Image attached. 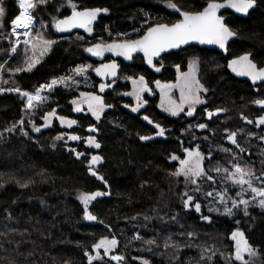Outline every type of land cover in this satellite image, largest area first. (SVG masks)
<instances>
[{
	"label": "trees",
	"instance_id": "obj_1",
	"mask_svg": "<svg viewBox=\"0 0 264 264\" xmlns=\"http://www.w3.org/2000/svg\"><path fill=\"white\" fill-rule=\"evenodd\" d=\"M74 2L79 9L99 7L107 8L109 12L102 17L91 36L77 33L63 37L54 31L58 40L46 59L31 73L15 76V82L21 88L38 89L41 84L49 83L52 79L70 76L74 68L88 61L95 63L85 54L84 49L90 46L88 39L118 41L121 33L129 34L140 29L141 32L136 35L139 38L148 26H145L147 16L155 20L152 25L157 22L171 24L179 18L178 13L170 12L164 7L166 0ZM177 2L185 8L199 9L206 0ZM65 3L66 0H51L46 7L40 6L35 15L37 19L41 17L48 22L52 28L53 17L60 19L71 13L69 8L60 7ZM4 5L7 13L5 24L10 29L11 21L19 14V8L14 0H4ZM224 15L228 18L230 27L239 32L238 39L228 47L227 55L194 46L184 48L165 56L163 62L166 67L161 76L147 67L143 58L138 57L132 65L121 62L118 76L109 82L120 76L137 78L140 75L146 77L150 85L156 80L171 82L176 77L172 68L179 65L186 70L188 63L197 59L201 83L209 89L210 111L226 108L232 116L230 125L238 124L241 114L249 115L254 94L264 95V88L235 78L226 65L229 60L251 52L255 62L264 66V0H257L255 10L247 18H239L229 12ZM108 31L112 34L109 38ZM79 36L84 39L78 40ZM7 58V53L1 55L0 62L3 63ZM93 79L95 87L99 88L100 79L95 71ZM108 84H113V88L106 94V104L112 107L106 108L99 121L88 110L78 116L72 113V101H80L81 92H96L97 89L57 87L51 92V100L42 105L39 117L57 108L59 115L76 119L77 127L65 130L56 120L54 127L44 130L40 135L24 136L20 130L14 133L5 131V137L0 140V185H3L0 187V232L4 233L0 236V264H87L84 252L89 251L95 255L92 245L100 239L119 238L122 247L125 236L132 241L131 235L139 232L142 236L157 237L163 243L166 231L178 224L176 219L185 224L187 232L194 231L198 234L192 241L193 244L211 246L215 242V245L217 243L223 248L225 254L230 255L234 254L235 248L227 237L234 228H241L249 243L261 253L255 258L254 264H264V211L253 208L249 210L250 215L247 217L239 213L233 219L220 218L212 224L199 223L194 214L187 213L183 208L180 199L185 191L183 177L170 175L178 167L170 160V156L180 152L179 139L183 138L179 128L181 120L162 112L157 98L147 97V107L133 112L135 101L128 95H122L132 92L131 85L118 84L115 87L114 82ZM257 88L258 92L255 90ZM24 105L17 94H0V131L12 127L22 118ZM144 116L165 126L169 130L167 138L149 142L141 140V135L156 134L153 125L148 124L143 119ZM253 117L248 119L254 120ZM215 122L217 121L212 120L207 123L209 125ZM245 125L250 127L246 122ZM90 126H95L98 131L89 132ZM171 128L175 130L170 132ZM64 132L76 134L81 139L74 143L57 141L55 137ZM89 136H93L101 144L99 149L87 143ZM77 152L84 155L77 158ZM91 154L102 157L103 164L98 167L97 172L111 188L110 197L97 198L89 205V210L99 221H103L100 224H92L83 218L84 205L78 198L81 193L106 192L105 186L89 172ZM17 181L31 183L27 188H21ZM9 214L11 219L8 218ZM145 215L155 219L146 221ZM173 216H176L175 220L172 219ZM237 219L240 220L239 225L235 223ZM118 252L123 253V249ZM134 255L138 256L139 253ZM134 255L129 253L127 264H139L132 259ZM198 256L197 247L183 249L180 253L183 264H189L190 260L194 261L191 264H208L198 263ZM151 258L154 264H177L173 256L159 255ZM109 262L104 256L93 264ZM212 264L228 262L216 257Z\"/></svg>",
	"mask_w": 264,
	"mask_h": 264
},
{
	"label": "snow or ice",
	"instance_id": "obj_2",
	"mask_svg": "<svg viewBox=\"0 0 264 264\" xmlns=\"http://www.w3.org/2000/svg\"><path fill=\"white\" fill-rule=\"evenodd\" d=\"M51 0H17L19 14L11 21V32L10 36L15 37V40H9L10 47L2 51L6 52L9 57L16 55L18 49L20 48L21 35L27 37L23 40L24 44V55L22 60L17 63L14 67H9L7 71L10 75L16 76L21 73H31L36 69L37 65L41 64L43 58L51 52L53 46L57 43L56 40L46 38L41 32H36L35 37H33V29L36 22V17L33 13L40 6H47ZM257 6V0H206V3L202 5L199 9L185 8L177 2V0H166V7L171 9L173 12L178 13V19L169 23H155L154 25L145 21L148 24L146 30L137 39H124L122 41L113 40L111 43L100 42L94 43L92 46L86 47L84 50L91 54L93 57H98L103 59L104 53L109 52L117 57H123L124 60H132L135 53H143V58L146 60L147 64L153 68L155 71L159 72L162 67H157L153 61L159 58L162 53L168 52L173 49H181L182 46L190 45L193 43L200 45H216L218 48L223 49L225 52L228 51L227 44L228 41L234 37L239 36V32L230 27L222 9H232L236 13H241L248 15L251 9ZM60 7H66L71 10V14H65L63 19H57L53 17V27L58 33L71 32L72 29H83L89 35L93 33V24L96 22L97 18L101 13L107 14L109 9L107 8H83L79 9V6L74 0H66L65 4L60 5ZM6 15V8L4 5V0H0V28L4 27L3 20ZM41 27H46L41 25ZM143 27V25H142ZM138 31V30H137ZM111 35V33H109ZM122 36H127L126 33H121ZM7 38V37H6ZM78 40H83L84 37H77ZM199 61L194 59L189 64L188 72H181L180 66L176 65L177 77L175 83H165L162 84L159 80L155 81L156 87L160 89V107L167 112L170 116L179 117L181 113H184L187 117H194L197 113V106L201 104H206L207 101L203 98L202 94H207L209 89L205 87L201 80L197 76V65ZM118 64L116 62L112 63H102L99 67H95L94 71L97 76L102 78L117 76ZM219 67V66H218ZM226 67L231 69L233 73L237 76L248 77L253 85L257 82H264V66H258L255 62V57L251 52L244 55H239L234 59H231ZM93 65H80L73 69L72 76H63L52 79L50 83L41 84L35 93H29L27 91H22L20 87L13 88H0V94L4 92H15L20 95L22 99H25V105L23 111L26 113H33L35 108L43 101L47 100V97L42 96L41 93L48 91L49 93L55 91L56 86L64 85L69 87V82L73 84H78L79 81L75 80V76H84L85 80L88 79L85 73L88 69H92ZM5 71L3 65H0V74ZM131 79L133 85V91L131 93L125 92L123 95H130L137 101V106L132 108L133 112H138L139 109L146 103L144 99V93L151 92L152 89L149 88L148 82L145 77L141 75L139 79ZM3 80V76L0 75V81ZM7 83V81H3ZM107 87H111L110 84L100 83L99 91L104 92ZM261 88H264V83L260 84ZM179 90V99L173 98V92ZM80 96L82 99L80 101L73 100L72 104L75 105L74 111L82 112V105L86 104L88 112L95 117L96 121H99L104 114L106 108L112 107L105 103L104 98L100 95L93 94L91 92H81ZM256 105L260 108H264V99H257L254 101ZM128 107V105H125ZM187 109V110H186ZM207 113L209 120L212 119L214 115L218 116L222 112H227L226 108H217L215 112L209 111L207 108L202 110ZM55 117L59 120L61 126L67 125L71 127L76 124L77 121L74 119H67L64 116H57L56 111L53 109L48 111L43 117L44 124L38 126L34 121H29L32 129L36 133H40L42 127L47 128L52 123V118ZM247 124L255 123L256 127L264 125V115L259 116L254 122L247 117H242ZM143 119L148 122V124L153 125L156 131V135L159 137H165L166 132L169 130L162 126L160 123L155 122L148 116H144ZM24 120L21 119L19 122L21 132L24 136H28L26 131H23ZM189 127H193L190 125ZM195 128L200 130H205L209 127L206 123H197ZM17 129L16 125L5 129L9 133H14ZM89 132H96L98 129L95 126H90L88 128ZM228 141L235 145L239 149L240 153L246 151L244 148L240 147L237 141V132L229 131L225 129ZM253 135L254 134H251ZM3 138V133H0V139ZM64 137L62 135H57L55 139L57 141L62 140ZM153 136L141 135V140H151ZM193 139L195 135L193 134ZM69 139L73 141L80 140L81 137L77 135H71ZM207 139V137H205ZM259 139L264 141V136H260ZM87 143L95 148L99 149L101 144L93 137H87ZM183 144V141H181ZM75 151V149H70ZM224 152H231V149L224 148ZM185 157L173 154L170 156L171 161H178L179 167L175 171L170 173L173 177H183L185 184V191L180 196V199L185 210H191L194 208L195 212L199 214V218L208 223H212V217L202 212V204L200 202L199 196L197 194L203 193V198L208 200V213H217L229 218L235 217L237 212L242 211L245 217L249 216L250 213L248 209L250 207H259L264 211V170L261 171L260 175H257L252 167L240 163H233L231 168L222 167L216 165L213 168L206 170L204 161L205 155L200 150L199 145L195 149L185 148ZM77 158L84 155V153L77 152ZM208 159L211 161L212 153L209 151ZM235 159V157H234ZM102 162V157L99 155H94L89 163V171L91 175L97 176L98 179L104 180L103 176H98L97 172L93 169V165H97ZM175 167V165H174ZM220 174L223 172L222 180L231 183V186L238 188L239 191L236 192V196L239 199H232L229 195V189L227 187H221L217 189L215 187L216 180L211 174L212 172ZM206 181H211L212 190H206L203 187V183ZM259 182L261 186H256V182ZM21 188H27L29 186L28 182H19ZM107 186V182L105 181ZM143 187V185H141ZM3 187V185H0ZM250 193L251 199H245V194ZM111 195L110 192L95 191L91 193H81L79 195L80 202L84 205V216L83 218L87 221H97L98 217L89 211V205L92 201H95L98 197H104ZM230 202V206H229ZM213 204L219 205L218 207L213 206ZM242 206V207H241ZM11 219V214L8 216ZM163 220V217H159ZM136 219V217H132ZM146 221L155 219V217L144 216ZM173 220L176 216L172 217ZM103 223V221H99ZM237 225L240 224V220H235ZM183 227V225H181ZM4 233L0 232V236ZM23 235V233H21ZM180 235H187L188 242L184 243L183 246L178 242L172 240L171 235L164 238V248L167 250L173 248L175 251L173 253L174 259L177 264H183L181 261L180 253H182L184 248H200V261L208 262L212 264L214 257L217 255L216 249H208L200 245H195L192 241L196 238V233L194 231H189L187 233H180ZM136 240H144L143 236L139 233L135 236ZM230 239L234 241L235 251L231 256H225L228 264H254L255 258L261 255L259 249L255 248L249 243L246 238L245 233L239 228L231 232ZM150 246L159 247L156 239H150L144 241ZM119 241L113 237L109 239L104 237L98 242L92 245V252L85 251L84 255L87 257V264H93L95 260H102L100 250L103 249L104 255L108 256L111 261L117 262V264H122L125 257L122 255H113L115 249L117 248ZM148 251H152L149 247ZM246 257H248L246 259ZM135 259V257H134ZM14 264V262H12ZM141 264H151L148 259H141ZM191 264V262H189Z\"/></svg>",
	"mask_w": 264,
	"mask_h": 264
},
{
	"label": "rangeland",
	"instance_id": "obj_3",
	"mask_svg": "<svg viewBox=\"0 0 264 264\" xmlns=\"http://www.w3.org/2000/svg\"><path fill=\"white\" fill-rule=\"evenodd\" d=\"M14 1L17 3V0H14ZM17 5H18V3H17ZM164 7H166V3L164 4ZM38 9L39 8H37L36 11L33 13V15L36 17V22H35L34 29H33V37H35L36 32H41L48 39L58 40V38H56V35L53 33L54 31L56 32L55 28L54 27L51 28L49 23L46 22L45 20L41 19V17L38 18L39 20L37 19V16L35 14H36V12H38ZM167 9L170 12H173L171 9H169V8H167ZM5 20H6V15H5L4 20H3L4 27L0 28V56L3 55V54H6V52H4L2 50L8 49L10 47L9 40H12V41L15 40V37H12V36L9 35L10 32H11V26H10V29L7 28L6 24H5ZM147 21H148V23L151 24L155 20L153 18H150V16H147ZM42 24L45 25L46 27L42 28L41 27ZM147 25L148 24H145V26H147ZM140 32H141V30L138 29V31L137 30L133 31V32L127 34V36H122L121 35L120 36L121 38L118 40V42L122 41L124 39H129V38L136 39V38H138V36H136V35L138 33H140ZM109 33L110 32L108 31L107 32V38L112 36V34L109 35ZM56 34L59 35L58 32H56ZM26 38L27 37L21 35V37H20L21 44H20V48L18 49V52H17L16 55L12 56L11 58L8 55V58L3 63L0 62V65H3L4 68H5V71L2 74H0V75L3 76V80L0 81V88L7 89V88H13V87H17V86L20 87L15 82V76L10 75L9 72L7 71V69L10 66L14 67L17 63H19L22 60L23 55H24V47H25L24 44H23V40H25ZM100 42H102V39H100V38H98V39H95V38L88 39V43H90V46H92L94 43H100ZM103 42H107V41H103ZM107 43H111V42H107ZM48 54L43 58V61L46 59ZM192 61L193 60H191L188 63L187 69L185 71L182 70L181 68H180V71L181 72H188L189 71V64ZM88 64H92L93 68L92 69H88V71L85 73V76L88 77L87 80H85L84 76H75V80L79 81L78 84H73V83L69 82V87H65L64 85H58V86H56V88L57 87H63V88H67V89L75 88L76 90L79 89V88L95 89V90L97 89L98 90V86L95 87V82H94V79H93V73H94V68L97 67V64H101V63H97V62L94 63V62H89L88 61V62H86V63H84L82 65L86 66ZM72 75H73V72L71 73L70 76H72ZM177 75H178V73H177ZM197 76L200 79V77H199L200 76L199 63L197 65ZM139 77L132 78V79H137L138 80ZM3 81H7V83H4ZM113 82H114L115 87L118 84H127L128 83V84L131 85V88H132V91H133V85H132L131 79H128V77H126V76H124V77L120 76L119 78H117L115 80H112L109 83H113ZM160 82L162 84H165V82H163V81H160ZM175 82H176V80L174 82H172V83H175ZM148 86H149L150 89H152V91L144 93V99L146 100V103L139 109V111L144 110L147 107L148 101H147L146 97H151V98H154V99L157 98L159 100V107H160V103H161V100H160V89H158L156 87V84H153L151 86L148 85ZM21 90L22 91H27L29 93H35L37 89H35V90H26V89L21 88ZM97 90H96V92H97ZM255 90H257V92H258L259 89L257 88ZM4 93H9V92H4ZM11 93L17 94L20 97V95L18 93H15V92H11ZM41 95L47 97V100H46L47 103L51 100V93H49L48 91L42 92ZM122 95H123V93H122ZM202 95H203V98L207 101V103L197 106V113L195 114L194 117H187V116H185L184 113H181V115L179 117H173V116H170L167 112H165L161 107H160V109L167 116H169V117H171L173 119L174 118L177 119V120L184 119L185 121H187V123H189V122L192 123L193 122L192 124H188L187 125V127L185 128L186 130L182 131L183 137H187V140L189 141V145L193 147L192 149H195V147L197 145H199L200 150H202V152L205 155L204 165H205L206 170L209 169V168H213L217 164L222 166V167L231 168L233 163H240L242 166L247 165V166L252 167L253 170L256 172V174L260 175L261 171L264 170V142L263 141H259L258 138L260 136L257 137L254 134V131L252 130L254 126H250V127L246 126L245 125V120L242 117H247V118L251 117L252 118V116H254L253 117V119H254L255 116H259V115L264 114V108H260L258 105H256L254 103V101L257 100V99H264V95H259V96L253 97L251 99V104L249 106V112H250L249 115L241 114L240 118L238 117V119L240 121V122H237L238 124L233 125V126L230 125V121H232V118H231L232 116H230V112L229 111L222 112L218 116L214 115L211 120L208 119L207 114H206L205 118L207 119V121H212V120L215 121L216 120L217 122H215L213 124H209V127L207 129H205V130H200L198 128H195L194 126L197 123H202L201 114L206 113V112H203L202 110L205 109L204 107H207V109L210 111V109L208 107L209 103H210V98L208 96V92H207L206 95L205 94H202ZM128 97H131V99H133L135 101V105L137 106V101L135 100V98L133 96H129V95H128ZM173 98L177 99V100L179 99V90H176V91L173 92ZM22 100L25 103V99H22ZM44 103H45V101L41 102L39 104V106H37L35 108V111L33 113L29 114V113H26L25 111L22 112V118L21 119H23L24 122H25L24 125H23V131H26L28 133V136L29 135H34V134L35 135H40L44 130L54 127V124H55L56 120L59 122L58 119L53 117L51 125L49 127H47V128L42 127V130H41L40 133H36L32 129L31 124L29 123L30 120L34 121L38 126H42L44 124L43 117L47 114V112L44 114V116L39 117L40 109H41V107H42V105ZM74 107H75V105H74ZM54 110L56 111L57 116H61V115H59V110L57 108L54 109ZM200 112H201V114L199 115V118H198L197 115ZM213 112H215V110H213ZM66 118L70 119V120L74 119L72 117H66ZM20 120L17 123L13 124V125L17 126L16 131L17 130L21 131L20 125H19ZM74 120H76V119H74ZM190 125H192L193 127H189ZM59 126L62 129L70 130V129H73L74 127L78 126V121H77L76 124L72 125L71 127H68L67 125L61 126L60 122H59ZM225 129L238 133L237 141H238L240 147L244 148L246 151H244L243 153H240V151L238 149H236V148H234L233 146L230 145V142L227 139V134L225 132ZM156 131H158V130L156 129ZM0 133H3V138H4L5 137V130L0 131ZM250 133L254 134V136L250 135ZM193 134L196 137L195 139L192 138ZM60 135H62L64 137L60 141H65L67 143L68 142L74 143V142L80 141V140L73 141V140L69 139V137L71 135H76V134H72L71 132H64V133H61ZM153 137L154 138L151 139V140H143V141L144 142H149V141H153V140H156V139H166L167 138V134H165V137H159L156 134ZM205 137H207V139H205ZM2 139H0V140H2ZM224 148L231 149L232 151L226 153V152H224L222 150ZM209 151H211V153H212L211 161L208 159ZM93 155H96V154H91L90 155V159L92 158ZM234 157H235V159H234ZM211 174L215 177V180H216L215 187L217 189H219L221 187H227L229 189L228 195L232 199H239V197L236 196V192H238L239 189L232 187L230 182L222 180L223 172H221L220 174H217V173H215L213 171ZM211 184H212L211 181L204 182L203 183L204 189L212 190V187H210ZM256 186H261L258 181L256 182ZM197 195L199 196V199L205 204V207H206V210H207L209 201L205 200L203 198V193L202 192L197 194ZM244 198L245 199H251V194L250 193L245 194ZM213 206L218 207L219 205L213 204ZM229 206H230V202H229ZM253 208L260 209L259 207H250L248 209V211L250 209H253ZM239 213H243V212L242 211L237 212V214H239ZM207 215H210L212 217V222H214L216 219H220V218H223V219H233L234 218V217L229 218V217H226V216H223V215H219L217 213H208V211H207ZM176 221H177L178 224L173 225V227L169 228L166 231L167 232V236L171 235L172 240L174 242H178L179 244H181V246H183L184 243L188 242V237H187V235H183L182 236V235H180V233H187L186 226L179 219H176ZM202 224H206V222L203 221ZM181 225H183V227H181ZM139 234L142 236V233H139ZM135 236H136V234L133 235V236L131 235V240L132 241H130L129 238L127 236H125V241L122 242V244H123L122 247H121V242H120V240L118 238L119 244H118L117 248L115 249V251L113 253H111L113 255L118 254V255L124 256L125 259L122 262V264H127L128 263V261H129V259H128L129 253L132 254V255H134L135 253H139L138 256L134 255L132 257V259L135 260L136 262H138L139 264H141V259L142 258L143 259H148V260L151 261V264H154L153 261H152L151 256L152 257L159 256V255L160 256H169V257L173 256V253H174L175 250L173 248H169V249L166 250L164 248V246H163L164 245V241H163V243L159 242V238L158 239H157V237H152L151 238V236L146 237L144 235L143 236L144 240L142 241V240H136ZM196 236H198V234ZM153 238L156 239L157 243L159 244V247L150 246V245H148V244H146L144 242L146 240H150V239H153ZM109 239H111V238H109ZM227 239H229V235H228ZM217 246H218L217 243L215 245V242H212L211 246L205 245L203 247H207L208 249H216V250H218L217 251V255L214 257V259L216 257H221L224 261H226L225 256H231V255L230 254H225V252L223 251V248L221 246H218V247ZM149 247L152 248V251H148L147 250ZM121 249H123V253L118 252ZM184 249H189V248H184ZM198 249H199V256H198L199 260H198V263H201V262L205 263V261H200V248H198ZM100 252H101V256L102 257L105 256L106 258L109 259L108 256L103 255L104 254L103 249H101ZM102 252H103V254H102ZM134 257H135V259H134ZM110 262H111V260H110ZM190 262L194 263V261H192V260H190ZM113 264H117V262L113 261Z\"/></svg>",
	"mask_w": 264,
	"mask_h": 264
},
{
	"label": "water",
	"instance_id": "obj_4",
	"mask_svg": "<svg viewBox=\"0 0 264 264\" xmlns=\"http://www.w3.org/2000/svg\"><path fill=\"white\" fill-rule=\"evenodd\" d=\"M256 8V7H255ZM255 8L254 9H251L250 11H249V14L253 11V10H255ZM80 10H82V9H80ZM224 14L225 13H227V12H229V13H231V14H234V15H236V16H238L239 18H247L248 16H249V14L248 15H244V14H241V13H236V12H234V10H232V9H222L221 10ZM71 14V13H70ZM69 14V15H70ZM107 14H104V13H101V15L97 18V20H96V22L93 24V33L91 34V35H93L94 33H95V30H96V27H97V25L100 23V20L102 19V17H104V16H106ZM226 17V16H225ZM64 18V17H63ZM63 18H60V19H63ZM226 19L228 20V18L226 17ZM77 33H81V34H83V35H86V36H91V35H89L87 32H85L83 29H72L71 30V32H67V33H59V35H61V36H63V37H69V36H72V35H75V34H77ZM238 39V37H234V38H232V39H230L229 41H228V44H227V48L230 46V44L232 43V42H234V41H236ZM192 46H194V47H198V48H201V49H208V50H215V51H217V52H219V53H221V54H224V55H227L228 54V51L227 52H225L223 49H220V48H218V46H216V45H200V44H196V43H193V44H190V45H186V46H182L181 47V49H173V50H170V51H168V52H165V53H162L161 54V56L159 57V58H156V59H154V61H153V63L156 65L158 62H160V60H161V58H163L164 56H167L168 54H171V53H176V52H179V51H181L182 49H184V48H188V47H192ZM86 54V57L87 58H89V59H91L92 61H95V62H97V63H112V62H116L117 64H118V69H117V76H118V74H119V72H120V69H121V62H123V63H125V64H127V65H132L133 64V62H134V60L136 59V58H138V57H141V58H143V53H135L134 54V57H133V59L132 60H124V58L123 57H117V56H115V55H113L112 53H109V52H105L104 53V56H103V59H101V58H98V57H93V56H91V54H89V53H85ZM107 59H109L108 61H107ZM144 59V58H143ZM234 59V58H233ZM145 60V59H144ZM230 61V60H229ZM145 63H146V65L149 67V68H151V69H154L153 67H151V66H149L148 64H147V62H146V60H145ZM100 64V65H101ZM259 66V65H258ZM229 70V72L232 74V76H234L235 78H237V79H240V80H242V81H247V82H249L250 84H252V81L248 78V77H244V76H237L235 73H233L232 71H231V69H228ZM95 75H96V73H95ZM97 76V75H96ZM116 76V77H117ZM99 79H100V83H106V84H108L109 83V81L111 80V79H114L113 77H107V78H102V77H100V76H97ZM115 77V78H116ZM261 83H264V82H257V84L256 85H253V86H255V87H257V86H259ZM112 88H113V84L111 85V87H107L106 89H105V91L104 92H100L99 91V88H98V90H97V92H91V93H93V94H96V95H100V96H102L103 98H104V101H105V103H106V94H107V92L108 91H111L112 90ZM82 107H83V111L82 112H76V111H74V109H73V115H75V116H78V115H82V114H84V113H86V111L88 110L87 109V105L86 104H84V105H82ZM75 108V107H74ZM261 126H264V125H261ZM260 126V127H261ZM230 145H232L231 143H230ZM233 146H235V145H233ZM236 147V146H235ZM184 153V152H183ZM94 156V155H93ZM103 164V160H102V162H100V163H98L97 165H93L92 167H93V169L97 172V169H98V167H100L101 165ZM90 172V171H89ZM90 174H91V172H90ZM97 174H98V176H102V175H100L98 172H97ZM94 177H96L97 178V176H94ZM99 181H100V183H102L104 186H105V188H106V192H110L111 193V188H110V185H109V183L104 179L103 181L102 180H100V179H98ZM105 181L107 182V186L105 185ZM111 195H107V196H104V197H110ZM104 197H98V198H104ZM89 211H91V210H89ZM92 224H100V222H99V219L97 220V221H90ZM241 230V229H240ZM241 231H243V230H241ZM244 233H245V231H243ZM245 236H246V233H245ZM246 238H247V236H246ZM229 239H230V237H229ZM230 241L231 242H234V241H232L231 239H230Z\"/></svg>",
	"mask_w": 264,
	"mask_h": 264
},
{
	"label": "flooded vegetation",
	"instance_id": "obj_5",
	"mask_svg": "<svg viewBox=\"0 0 264 264\" xmlns=\"http://www.w3.org/2000/svg\"><path fill=\"white\" fill-rule=\"evenodd\" d=\"M165 58V56L163 57V58H161V60H160V62H158L157 64H156V66L157 67H161V63H162V67H161V70L159 71V72H157V71H155V68L154 69H151V70H153L155 73H157L159 76H161V75H163L162 73H163V71H164V68L166 67L165 66V63L163 62V59ZM109 59H107V61H108ZM145 61V60H144ZM146 64V63H145ZM160 64V65H159ZM147 66V65H146ZM148 67V66H147ZM180 68L183 70V68L180 66ZM175 72H176V76H177V68L176 67H174V68H172ZM187 69V68H186ZM185 71V70H184ZM141 76V75H140ZM145 79H146V81L147 82H149L148 81V79L145 77ZM176 80V77H175V79L173 80V81H171V82H165V83H172V82H174ZM159 81H161V80H159ZM153 84H155V82L153 83ZM148 85H150L149 83H148ZM151 86V85H150ZM147 98V97H146ZM201 114V112L197 115L198 116V118H199V115ZM206 114L207 113H204V114H201V116H202V123H206V124H208L207 122V119L205 118L206 117ZM262 115H264V114H262ZM262 115H259V116H262ZM259 116H256L255 118H254V122L256 121V119L259 117ZM175 119V118H174ZM147 122V121H146ZM197 122V121H196ZM193 123V122H192ZM191 122H189V123H187V121H185L184 119H182L181 120V122H180V125H179V128L181 129V131H183V130H186L185 128L187 127V125L188 124H192ZM250 126H254L253 127V131H254V134L258 137V136H264V126H261V127H256L255 126V123H253L252 125L250 124ZM155 129V128H154ZM156 130V129H155ZM175 130V128H171L170 129V132H173ZM167 134V133H166ZM183 134V133H182ZM259 139V138H258ZM181 141H183V144H181ZM259 141H261L260 139H259ZM264 142V141H263ZM179 144H180V152L178 153V154H176V155H178V156H180L181 158H184L185 157V153H183L184 152V149L185 148H190V149H192L193 147L192 146H190L189 145V141L187 140V137H183V138H180L179 139ZM231 146H233V145H231ZM234 148H236L235 146H233ZM236 149H238V148H236ZM239 150V149H238ZM202 151V150H201ZM177 165H178V167H179V162L178 161H174ZM177 167V168H178ZM200 202H201V204H202V212L203 213H205V214H207V210H206V207H205V204L200 200ZM186 212L187 213H192V214H194L195 215V217L197 218V221L199 222V223H202L203 222V220H201L200 218H199V214H197L196 212H195V210H194V208H192L191 210H186ZM206 222V221H205ZM207 224H212V223H208V222H206ZM238 228V227H237ZM237 228H234L233 229V231L234 230H236ZM239 229H241V228H239ZM242 230V229H241ZM231 236V233L229 234V237ZM232 245H233V247L235 248V246H234V242H232ZM109 264H113V261H111V262H109Z\"/></svg>",
	"mask_w": 264,
	"mask_h": 264
},
{
	"label": "bare ground",
	"instance_id": "obj_6",
	"mask_svg": "<svg viewBox=\"0 0 264 264\" xmlns=\"http://www.w3.org/2000/svg\"><path fill=\"white\" fill-rule=\"evenodd\" d=\"M215 63H217V62H215ZM198 72H199V71H198ZM203 74H204V73H203ZM199 77H200V76H199ZM260 92H261V91H260ZM256 96H257V95L254 94V97H256ZM247 97H248V96H247ZM250 97H251V96H250ZM212 98H213V97H212ZM241 98H243V97H241ZM249 99H250V98H249ZM242 100H243V99H242Z\"/></svg>",
	"mask_w": 264,
	"mask_h": 264
}]
</instances>
